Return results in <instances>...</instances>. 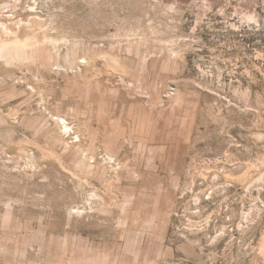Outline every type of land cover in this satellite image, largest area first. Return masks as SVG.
Segmentation results:
<instances>
[{
	"label": "rangeland",
	"instance_id": "374dc122",
	"mask_svg": "<svg viewBox=\"0 0 264 264\" xmlns=\"http://www.w3.org/2000/svg\"><path fill=\"white\" fill-rule=\"evenodd\" d=\"M0 23L35 43L0 58V264H264V0H0Z\"/></svg>",
	"mask_w": 264,
	"mask_h": 264
},
{
	"label": "bare ground",
	"instance_id": "6f19581e",
	"mask_svg": "<svg viewBox=\"0 0 264 264\" xmlns=\"http://www.w3.org/2000/svg\"><path fill=\"white\" fill-rule=\"evenodd\" d=\"M19 1L20 0H14L15 3ZM31 8L34 14H36L37 8L35 7H31ZM33 20H34L33 22H30L28 24L29 28L32 27L33 24L40 25V23L42 22L41 17L37 15L33 18ZM19 30H22V26L19 27ZM0 33H2L4 37L15 36L14 39L9 40V41L0 40V58L1 59L3 58L9 63H14V62L26 63L29 59L33 58V54H32L33 51H31L30 49L31 47H34L35 43H32L34 40V37H31V36H26L25 38L18 37V31L13 32L9 27H7L3 23H0ZM55 121L57 125H59L58 127H60L61 131H63L66 135L69 134L73 130L65 118L56 117Z\"/></svg>",
	"mask_w": 264,
	"mask_h": 264
}]
</instances>
